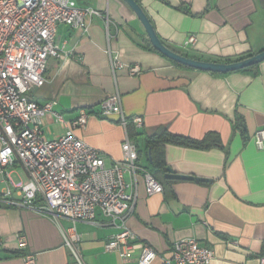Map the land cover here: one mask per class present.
<instances>
[{
    "label": "crops",
    "instance_id": "0c3cea01",
    "mask_svg": "<svg viewBox=\"0 0 264 264\" xmlns=\"http://www.w3.org/2000/svg\"><path fill=\"white\" fill-rule=\"evenodd\" d=\"M73 1L103 17H94L87 32L58 27L62 56L48 60L46 84L29 94L39 104L57 102L53 113L41 120L45 138L65 134L87 109L92 113L88 123L75 134L99 150L107 165L122 161L126 131L117 115L101 111V102L116 94L128 116L143 117V127L131 125L128 134L146 167L150 160L146 137L159 129L196 140L216 134L219 146L208 149L165 146L166 167L208 181L166 179L164 192L152 196L141 181L127 224L160 253L168 254L180 240L195 239L214 250L212 264H261L264 148L254 137L264 128V61L227 75L183 68L150 48L143 24L124 0ZM136 1L162 42L181 55L235 62L264 50V0ZM193 35L197 41L189 44ZM109 51L125 64L139 65L140 74L113 72ZM237 118L243 131L235 130ZM72 225L70 219L57 222L29 209L0 208V264H24L22 256L28 252L36 255L37 264H76L62 231ZM76 227L86 264H138L139 252L123 260L106 249L118 229L101 214ZM20 235L27 239L26 250H21ZM152 264L163 262L158 258Z\"/></svg>",
    "mask_w": 264,
    "mask_h": 264
},
{
    "label": "built area",
    "instance_id": "2783aa9c",
    "mask_svg": "<svg viewBox=\"0 0 264 264\" xmlns=\"http://www.w3.org/2000/svg\"><path fill=\"white\" fill-rule=\"evenodd\" d=\"M94 17L103 14L73 0H0V208L29 209L57 222L70 219L73 225L62 231L64 245L76 264H86L76 223L93 222L99 214L118 229L106 249L119 253L123 260L139 252L138 264H152L158 258L163 264H212L214 250L195 239L180 240L168 254L160 253L128 226L140 182L149 196L162 194L164 186L141 163L138 146L128 134L131 125L143 127V117L128 116L119 95L105 98L101 111L117 115L126 131L122 161L107 165L99 150L75 134V129L88 123L92 113L87 109L80 111L62 136L47 139L43 134L41 120L53 113L57 102L39 104L29 94L46 84L48 60L62 56L58 27L87 32ZM105 23L109 30L108 17ZM196 41L193 35L187 42ZM109 53L113 72L127 70L134 76L142 71L139 65L125 64ZM254 138L257 146L264 148V128ZM18 240L21 250H26V237L20 235ZM22 258L24 264H37L33 253Z\"/></svg>",
    "mask_w": 264,
    "mask_h": 264
},
{
    "label": "water",
    "instance_id": "95a60500",
    "mask_svg": "<svg viewBox=\"0 0 264 264\" xmlns=\"http://www.w3.org/2000/svg\"><path fill=\"white\" fill-rule=\"evenodd\" d=\"M124 1L127 2V4H129V6L133 9V11L135 12L137 17L143 24L152 46L158 52L163 54L165 57H167L171 61H174L178 64H181L193 70L217 73V74H225V73L240 71L242 69L260 64L264 61V50L244 60L235 61L231 63H218V62L204 61V60L193 59V58H189L184 55H181L180 53L167 47L162 42V40L157 35L148 16L146 15L143 8L139 5V3L136 0H124ZM149 155L151 156L150 151H149ZM166 170H167V173L165 174L166 179L191 180V181L197 180L201 182L208 181L206 179L197 178L195 176L177 174L171 167H167Z\"/></svg>",
    "mask_w": 264,
    "mask_h": 264
},
{
    "label": "trees",
    "instance_id": "16d2710c",
    "mask_svg": "<svg viewBox=\"0 0 264 264\" xmlns=\"http://www.w3.org/2000/svg\"><path fill=\"white\" fill-rule=\"evenodd\" d=\"M150 48L158 52L151 44H150ZM249 57L251 56H248L246 58H249ZM246 58H242L240 60H244ZM171 62L177 66L190 69L174 61H171ZM218 62L231 63L233 62V60L226 59V60L218 61ZM256 66H258V64L242 69L240 71L254 69ZM213 74H217V73H213ZM227 74H230V73L218 74V75H227ZM243 127L244 126H243V122L241 118H237L236 123H235V130L243 131ZM146 144H147L148 150L151 152V156H150V160H149V164L147 168L155 176V178L158 179L163 184L164 181L166 182V178L164 177V175H165V171L167 168L166 161H165V146L167 144H175L179 146L192 147V148H198V149H208L212 146H219L220 141H219V137H217V135L213 133H209L201 140H196V139H192L189 137L173 134L168 129L162 128V129H159L156 133L147 136Z\"/></svg>",
    "mask_w": 264,
    "mask_h": 264
}]
</instances>
